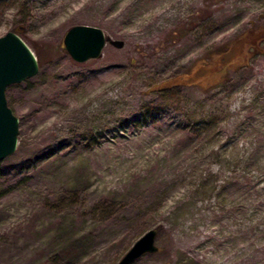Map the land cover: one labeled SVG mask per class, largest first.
I'll use <instances>...</instances> for the list:
<instances>
[{
    "label": "rangeland",
    "instance_id": "rangeland-1",
    "mask_svg": "<svg viewBox=\"0 0 264 264\" xmlns=\"http://www.w3.org/2000/svg\"><path fill=\"white\" fill-rule=\"evenodd\" d=\"M82 24L124 45L78 63ZM19 27L0 264H117L148 229L130 264H264V0H0Z\"/></svg>",
    "mask_w": 264,
    "mask_h": 264
},
{
    "label": "water",
    "instance_id": "water-1",
    "mask_svg": "<svg viewBox=\"0 0 264 264\" xmlns=\"http://www.w3.org/2000/svg\"><path fill=\"white\" fill-rule=\"evenodd\" d=\"M108 42L116 48L124 45L123 41L111 39L100 28L84 24L71 26L63 38L66 52L78 63L100 58ZM37 60L30 45L16 31H7L0 36V160L12 154L18 144V118L7 103L6 88L36 75ZM156 236L155 229H148L117 264H130L142 254L157 252Z\"/></svg>",
    "mask_w": 264,
    "mask_h": 264
},
{
    "label": "trees",
    "instance_id": "trees-1",
    "mask_svg": "<svg viewBox=\"0 0 264 264\" xmlns=\"http://www.w3.org/2000/svg\"><path fill=\"white\" fill-rule=\"evenodd\" d=\"M21 29V27H19V28H17L16 30H14V31H16L18 34H20V30ZM208 56H211V55H208Z\"/></svg>",
    "mask_w": 264,
    "mask_h": 264
},
{
    "label": "bare ground",
    "instance_id": "bare-ground-1",
    "mask_svg": "<svg viewBox=\"0 0 264 264\" xmlns=\"http://www.w3.org/2000/svg\"><path fill=\"white\" fill-rule=\"evenodd\" d=\"M167 16H168V17H172V15H171V14H167ZM174 16H175V14H174Z\"/></svg>",
    "mask_w": 264,
    "mask_h": 264
},
{
    "label": "flooded vegetation",
    "instance_id": "flooded-vegetation-1",
    "mask_svg": "<svg viewBox=\"0 0 264 264\" xmlns=\"http://www.w3.org/2000/svg\"><path fill=\"white\" fill-rule=\"evenodd\" d=\"M258 39H256V41H257Z\"/></svg>",
    "mask_w": 264,
    "mask_h": 264
}]
</instances>
